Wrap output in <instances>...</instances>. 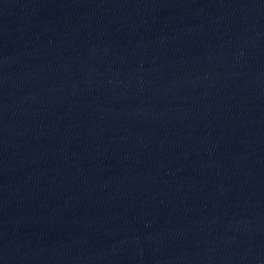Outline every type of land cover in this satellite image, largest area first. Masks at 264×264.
I'll return each mask as SVG.
<instances>
[{"label": "water", "instance_id": "95a60500", "mask_svg": "<svg viewBox=\"0 0 264 264\" xmlns=\"http://www.w3.org/2000/svg\"><path fill=\"white\" fill-rule=\"evenodd\" d=\"M0 264H264V0H0Z\"/></svg>", "mask_w": 264, "mask_h": 264}]
</instances>
